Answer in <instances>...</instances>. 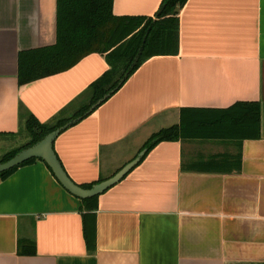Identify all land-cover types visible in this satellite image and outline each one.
<instances>
[{
  "label": "crops",
  "instance_id": "obj_1",
  "mask_svg": "<svg viewBox=\"0 0 264 264\" xmlns=\"http://www.w3.org/2000/svg\"><path fill=\"white\" fill-rule=\"evenodd\" d=\"M162 2L114 0L113 12L153 16ZM57 25L58 0H0V160L29 140L22 111L43 123L71 114L109 68L104 55L92 53L20 85V52L53 45ZM243 100L261 104V137L241 147L222 140L158 143L100 195L94 253L80 199L43 160L19 167L0 180V264H264V0H188L180 11L179 53L146 60L63 131L54 148L78 184L106 179L152 133L177 123L180 108ZM240 151L237 171L198 167ZM27 241L35 242L34 254L19 253Z\"/></svg>",
  "mask_w": 264,
  "mask_h": 264
},
{
  "label": "trees",
  "instance_id": "obj_2",
  "mask_svg": "<svg viewBox=\"0 0 264 264\" xmlns=\"http://www.w3.org/2000/svg\"><path fill=\"white\" fill-rule=\"evenodd\" d=\"M187 1L163 0L160 9L153 16H118L113 12L114 0H58L56 42L50 46L20 52L19 84L66 71L92 53L104 55L109 68L92 82L86 99L71 114L65 115L64 111L54 122L43 123L32 113L22 111L21 115L24 118L22 131L29 135V140L23 146L7 152L0 163L10 159L21 149L38 142L68 121L81 117L76 122L78 123L89 116L115 94L149 58L178 54L180 11ZM142 46V54L138 62L133 64ZM109 92L112 93L110 97L90 111L91 106ZM261 116L259 101H237L221 108L182 107L179 109V121L154 132L140 150L148 148L147 155L162 141L180 140L232 141L241 147L244 140L261 137ZM241 157V151L238 154L213 156L206 161H199L198 167L202 170L237 171L240 169ZM37 160L42 159L31 158L1 173L0 180L8 178L19 167ZM103 179L101 177L99 180L80 185L89 188ZM99 197L100 195L90 198L78 197L84 220V238L90 253L95 252L97 244L96 219ZM35 252L34 241L19 243L20 254L31 255Z\"/></svg>",
  "mask_w": 264,
  "mask_h": 264
},
{
  "label": "water",
  "instance_id": "obj_3",
  "mask_svg": "<svg viewBox=\"0 0 264 264\" xmlns=\"http://www.w3.org/2000/svg\"><path fill=\"white\" fill-rule=\"evenodd\" d=\"M146 38H144V43ZM143 46L140 48L137 56L135 57L134 63L136 64L142 54ZM112 93H106L102 98H100L95 104H93L90 108V111L94 110L96 107L101 105L106 99L110 97ZM81 117L72 119L65 123L64 125L56 128L55 130L49 132L46 136H44L41 140L34 143L33 145L27 146L20 151H18L13 157L10 159L0 163V174L10 170L25 161L31 158H39L42 159L46 164L51 168L53 174L58 179V181L62 184L64 188H66L69 192L74 194L79 198H90L97 195H101L120 181H122L130 171H132L144 158L146 155L148 148H144L138 152V154L129 162H127L123 167H121L115 174L112 176L103 179L91 187L86 188L75 182L66 171L62 161L57 155L54 143L56 138L66 129H68L71 125L80 120Z\"/></svg>",
  "mask_w": 264,
  "mask_h": 264
},
{
  "label": "rangeland",
  "instance_id": "obj_4",
  "mask_svg": "<svg viewBox=\"0 0 264 264\" xmlns=\"http://www.w3.org/2000/svg\"><path fill=\"white\" fill-rule=\"evenodd\" d=\"M24 134H26V133L24 132ZM152 134H153V133H152ZM152 134H151V135H152ZM151 135H150V136H151ZM150 136H149V137H150ZM24 137H25V136H22L21 138L25 141V138H24ZM149 137H148V138H149ZM21 141H22V140H20V142H21ZM22 142H23V141H22ZM2 149H4V148H2Z\"/></svg>",
  "mask_w": 264,
  "mask_h": 264
}]
</instances>
